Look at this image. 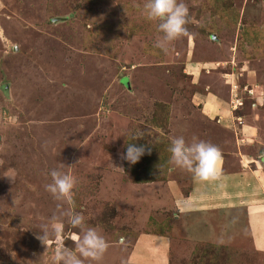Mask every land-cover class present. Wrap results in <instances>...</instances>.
<instances>
[{
	"label": "rangeland",
	"instance_id": "374dc122",
	"mask_svg": "<svg viewBox=\"0 0 264 264\" xmlns=\"http://www.w3.org/2000/svg\"><path fill=\"white\" fill-rule=\"evenodd\" d=\"M145 3L0 0V264H54L57 246L76 242L70 213L110 244L85 264H127L136 238L159 231L173 239L170 264H264L244 242L197 243V221L175 207L191 173L170 159L163 180L137 184L121 158L129 141L165 151L164 140L191 142L197 116L188 108L198 89L189 64L224 81L242 79V66L264 74V0H184L192 35L167 51L157 47L159 22L146 18ZM251 97L233 85L230 108L248 111ZM62 164L78 179L70 202L45 188ZM53 216L64 228L46 247L39 226Z\"/></svg>",
	"mask_w": 264,
	"mask_h": 264
},
{
	"label": "crops",
	"instance_id": "0c3cea01",
	"mask_svg": "<svg viewBox=\"0 0 264 264\" xmlns=\"http://www.w3.org/2000/svg\"><path fill=\"white\" fill-rule=\"evenodd\" d=\"M189 65L191 73L186 77L197 81L198 89L188 101V113L197 116L194 137L201 129L207 130L206 141L223 145L226 153L222 154L219 179L202 182L192 177L187 195L181 188L175 191V207L197 221V243L231 246L230 242H244L264 254V155L256 153L264 143V74L242 66V79L233 75L224 81L221 74L205 75L202 64ZM233 85L243 95L251 90L252 108L248 111L230 108ZM239 118L241 126L236 122ZM242 234L244 238L239 239ZM169 237L154 232L139 236L125 255L127 264H170L173 239Z\"/></svg>",
	"mask_w": 264,
	"mask_h": 264
},
{
	"label": "clouds",
	"instance_id": "9594fccd",
	"mask_svg": "<svg viewBox=\"0 0 264 264\" xmlns=\"http://www.w3.org/2000/svg\"><path fill=\"white\" fill-rule=\"evenodd\" d=\"M144 15L150 21H158V31L162 34L157 47L167 51V45L192 33L187 25L191 22L189 8L184 0H146ZM150 154V148L147 149ZM169 151L171 162L193 175L197 181L210 182L219 179L222 152L210 142L193 137L191 142L184 136L172 138ZM145 146L129 143L122 159L135 165L145 155ZM71 167V166H68ZM51 182L45 185L46 191L58 201H71L78 179L71 172L53 169ZM67 223L78 229L74 247L58 245L54 254V264H85V261L99 262L110 247L109 241L96 228L88 226L81 213H70ZM64 228L60 216H53L39 226L37 238L47 247L51 237H58Z\"/></svg>",
	"mask_w": 264,
	"mask_h": 264
},
{
	"label": "trees",
	"instance_id": "16d2710c",
	"mask_svg": "<svg viewBox=\"0 0 264 264\" xmlns=\"http://www.w3.org/2000/svg\"><path fill=\"white\" fill-rule=\"evenodd\" d=\"M163 109H167L163 106ZM129 143H135L133 141H129ZM137 146H141V144L135 143ZM168 150H160L157 147H145L146 152L145 155L140 159L138 163L132 165L126 162L128 173L133 176L135 183H153L156 181L163 180L167 172L169 170L171 153L169 151L170 142L164 140L162 143ZM150 148V154L147 149ZM160 164L161 167H160ZM164 164V165H163ZM155 167H157L155 169ZM158 233L164 234V232L159 231ZM257 253V252H256Z\"/></svg>",
	"mask_w": 264,
	"mask_h": 264
}]
</instances>
